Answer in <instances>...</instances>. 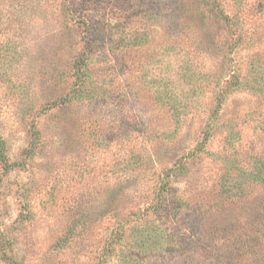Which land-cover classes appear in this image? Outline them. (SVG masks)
<instances>
[{"label": "rangeland", "instance_id": "374dc122", "mask_svg": "<svg viewBox=\"0 0 264 264\" xmlns=\"http://www.w3.org/2000/svg\"><path fill=\"white\" fill-rule=\"evenodd\" d=\"M257 1L0 0V136L18 163L0 165L15 259L0 264H179L178 197L217 167L210 114L248 120L249 140L264 117L252 91L221 94L252 62L264 74Z\"/></svg>", "mask_w": 264, "mask_h": 264}, {"label": "trees", "instance_id": "16d2710c", "mask_svg": "<svg viewBox=\"0 0 264 264\" xmlns=\"http://www.w3.org/2000/svg\"><path fill=\"white\" fill-rule=\"evenodd\" d=\"M206 2L216 4V0ZM257 10L264 18V0L257 1ZM240 29V39L245 42L247 38L241 34L244 25ZM252 63L251 83H245L242 74L234 71L223 79L221 94L232 95L243 88L264 100V74H257ZM210 115L203 142L209 143L219 133L221 141L216 149H205L217 167L206 193L197 180L190 203L178 197L177 209L183 211L184 204L190 208L191 215L190 231L179 232L176 246L179 264H264V148L259 145L264 137V117L258 120L259 132L253 133L254 139L249 140L243 129L248 120L235 115L224 119L225 115H219L216 110ZM201 146L196 155L206 144ZM0 165L4 174L18 165L10 160L7 142L1 136ZM5 237L0 219V258L7 263L15 262Z\"/></svg>", "mask_w": 264, "mask_h": 264}]
</instances>
